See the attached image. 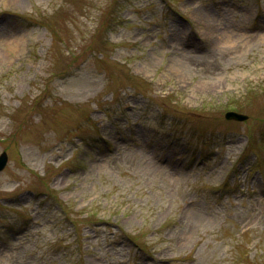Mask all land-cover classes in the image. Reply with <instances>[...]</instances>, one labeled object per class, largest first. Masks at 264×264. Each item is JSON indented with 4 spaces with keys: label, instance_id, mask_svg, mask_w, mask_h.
<instances>
[{
    "label": "rangeland",
    "instance_id": "374dc122",
    "mask_svg": "<svg viewBox=\"0 0 264 264\" xmlns=\"http://www.w3.org/2000/svg\"><path fill=\"white\" fill-rule=\"evenodd\" d=\"M251 32L264 0H0V264H264Z\"/></svg>",
    "mask_w": 264,
    "mask_h": 264
},
{
    "label": "bare ground",
    "instance_id": "6f19581e",
    "mask_svg": "<svg viewBox=\"0 0 264 264\" xmlns=\"http://www.w3.org/2000/svg\"><path fill=\"white\" fill-rule=\"evenodd\" d=\"M251 37H253L254 36V39H253V42L252 43H258V42H263L264 41V32H260V33H258V32H251ZM230 38H231V36H229ZM228 37V38H229ZM248 37H250L249 36V33L248 34H246L245 36H240L239 38L241 39V38H248ZM219 48H225V45L223 46V45H221V44H219L218 45V47H217V49H219ZM200 56V55H199ZM197 54H191V56H189V57H187V58H184V59H182V62H184V63H186L187 64V62H190L189 60H190V58L191 57H193V58H200ZM189 58V59H188ZM209 88V87H208ZM207 88V89H208Z\"/></svg>",
    "mask_w": 264,
    "mask_h": 264
},
{
    "label": "water",
    "instance_id": "95a60500",
    "mask_svg": "<svg viewBox=\"0 0 264 264\" xmlns=\"http://www.w3.org/2000/svg\"><path fill=\"white\" fill-rule=\"evenodd\" d=\"M226 117L228 119H237V120H244L247 118L244 115H240V114L233 113V112L227 113ZM7 161H8V156H7V153L4 152L0 155V171L4 169V167L7 164Z\"/></svg>",
    "mask_w": 264,
    "mask_h": 264
}]
</instances>
